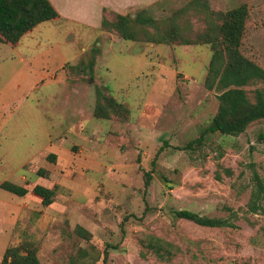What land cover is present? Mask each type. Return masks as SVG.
<instances>
[{
	"label": "rangeland",
	"instance_id": "374dc122",
	"mask_svg": "<svg viewBox=\"0 0 264 264\" xmlns=\"http://www.w3.org/2000/svg\"><path fill=\"white\" fill-rule=\"evenodd\" d=\"M193 1L162 0L147 10L162 29L175 16L178 34L194 41L212 20L221 23L219 13L245 4L241 50L264 68V0H202L198 7ZM105 32L70 35L71 60L64 66L55 47L47 71L54 78H44L26 101L16 91L19 79H2L14 101L0 109V262L7 248L29 245L41 264H264V197L253 198L255 174L264 181V120L239 136L209 133L188 147L219 108V93L205 84L211 46L184 45L181 38L125 41ZM49 36L67 44L63 36ZM95 47L100 53L90 73L85 66ZM244 88L255 100L264 82ZM97 89L127 112L109 109L108 119H96ZM77 90L80 104L72 97ZM69 98L79 110L68 111ZM7 181L29 193L2 189ZM37 185L56 190L51 205L33 192ZM176 210L232 225L203 227L178 218Z\"/></svg>",
	"mask_w": 264,
	"mask_h": 264
},
{
	"label": "trees",
	"instance_id": "16d2710c",
	"mask_svg": "<svg viewBox=\"0 0 264 264\" xmlns=\"http://www.w3.org/2000/svg\"><path fill=\"white\" fill-rule=\"evenodd\" d=\"M190 3L189 5L198 7L202 0H194ZM219 14L221 23L212 20L208 32L197 34L194 41L192 37L178 34L175 16L171 18L170 25L162 29L157 19L147 9L138 10L135 16L107 13L105 10L102 21L104 31L114 30L125 41L171 44L181 38L184 45L203 43L211 46L213 57L205 77V84L209 90L219 93V108L203 135L190 142L188 147L201 143L209 133L239 136L245 133L252 123L264 120V88L255 91V100L250 98L244 88L257 81L264 82V68L246 57L241 50L249 16L248 7L244 4ZM58 17L59 13L50 0H0V42L17 44L26 33L38 25ZM148 28L154 29L155 33L150 32ZM99 53V48L95 47L92 59L85 66L90 73L94 72L95 57ZM97 103L94 114L97 119H108L111 109L127 112L114 97L106 94L102 89H97ZM217 179L220 180L219 175ZM254 179L258 191L253 193V198L254 201H260L264 197V181L259 174H255ZM151 180L152 174L147 172L146 188L150 186ZM1 188L19 197L29 193L26 187L10 181L4 182ZM33 192L42 198L44 206L54 202L56 195L54 189L37 185ZM252 209L257 211L255 204ZM175 215L203 227L223 228L232 225L225 219L211 218L189 210H176ZM107 256L106 253V258ZM0 264H41V262L36 248L19 245L7 248Z\"/></svg>",
	"mask_w": 264,
	"mask_h": 264
},
{
	"label": "crops",
	"instance_id": "0c3cea01",
	"mask_svg": "<svg viewBox=\"0 0 264 264\" xmlns=\"http://www.w3.org/2000/svg\"><path fill=\"white\" fill-rule=\"evenodd\" d=\"M160 1L162 0H50L59 13L58 18L38 25L32 31L26 33L17 44L0 42V83L2 84L0 85V109L11 108L14 101L10 96L12 87L4 84L2 82L3 78L19 79L20 83L16 91L23 90L19 98L26 101L33 91H36L41 84L45 83L44 78H54V75L47 71L54 63L53 51L55 47H58L63 56L62 66L69 63L71 59L67 56L71 50L68 45L70 35H82L89 32L106 33L102 29L105 10H107V13L132 14L134 16L135 11L147 9L150 3ZM49 32L57 36H63L67 44H54L53 37L49 36ZM85 49L84 46L81 49H76L77 52L72 57L74 62L80 59ZM72 50L74 51V49ZM6 66L10 67L9 76H4ZM30 75L32 79H28ZM7 87H9V95L6 93ZM76 95L78 96L72 97L78 99V104H80L81 98L79 97L83 96L78 90ZM74 99L69 98L66 101L69 112L79 110L77 106H72L73 102H76ZM40 101L41 98H38L37 102ZM91 117H94L93 114H91ZM51 142L53 143V138L50 135L49 143ZM82 142L86 143L87 140Z\"/></svg>",
	"mask_w": 264,
	"mask_h": 264
},
{
	"label": "water",
	"instance_id": "95a60500",
	"mask_svg": "<svg viewBox=\"0 0 264 264\" xmlns=\"http://www.w3.org/2000/svg\"><path fill=\"white\" fill-rule=\"evenodd\" d=\"M135 16V15H134Z\"/></svg>",
	"mask_w": 264,
	"mask_h": 264
}]
</instances>
